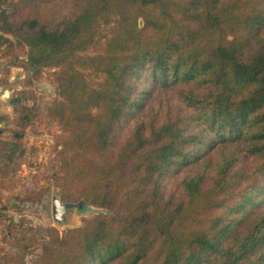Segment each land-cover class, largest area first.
<instances>
[{
  "label": "trees",
  "instance_id": "trees-1",
  "mask_svg": "<svg viewBox=\"0 0 264 264\" xmlns=\"http://www.w3.org/2000/svg\"><path fill=\"white\" fill-rule=\"evenodd\" d=\"M102 24L104 50L83 53ZM0 59V86L53 68L50 184L110 210L41 237L10 219L0 264H264V0H0ZM10 103L0 180L38 117L34 89Z\"/></svg>",
  "mask_w": 264,
  "mask_h": 264
},
{
  "label": "rangeland",
  "instance_id": "rangeland-1",
  "mask_svg": "<svg viewBox=\"0 0 264 264\" xmlns=\"http://www.w3.org/2000/svg\"><path fill=\"white\" fill-rule=\"evenodd\" d=\"M142 24V20L139 21ZM111 24H102L98 27L95 42L83 53H97L104 50V44L110 35ZM53 68H30L27 65L10 67L9 83L0 87V113L11 111L12 90L17 88H31L36 92L38 117L25 130L23 144L25 152L16 158L12 170L4 180H0V246L11 250L14 232L8 227L10 219L18 220L23 216L27 222L36 226L43 236L47 226H55L59 231L67 227L83 224L84 219H90L99 213H110L103 206L86 204L82 209L74 210L70 218L58 223L52 217V196L59 195L55 185L50 184V175L56 168L57 151L65 133L56 122L43 117L41 107L47 100L58 97L56 85L51 81ZM91 82L101 79L94 73H89ZM32 103V102H30ZM12 111L0 118V127L13 126ZM6 134V131L3 133ZM55 168H54V167ZM49 186L48 192L39 200L30 201L27 197L31 191H39ZM61 198V197H60ZM76 202V201H75ZM11 229V230H10ZM11 231V232H10ZM40 248L31 247L27 252V260L31 262Z\"/></svg>",
  "mask_w": 264,
  "mask_h": 264
},
{
  "label": "water",
  "instance_id": "water-1",
  "mask_svg": "<svg viewBox=\"0 0 264 264\" xmlns=\"http://www.w3.org/2000/svg\"><path fill=\"white\" fill-rule=\"evenodd\" d=\"M86 204H89L84 199L78 201H62L60 196H52L51 213L52 217L58 223L67 221L74 210L82 209Z\"/></svg>",
  "mask_w": 264,
  "mask_h": 264
},
{
  "label": "crops",
  "instance_id": "crops-1",
  "mask_svg": "<svg viewBox=\"0 0 264 264\" xmlns=\"http://www.w3.org/2000/svg\"><path fill=\"white\" fill-rule=\"evenodd\" d=\"M0 61H1V62H5V60H3V59H0ZM10 67H13V66H10ZM9 78H10V76H9ZM0 87H5V86H0ZM11 111H12V106H11ZM11 111L7 110V111H5L4 113H5V114H9Z\"/></svg>",
  "mask_w": 264,
  "mask_h": 264
}]
</instances>
